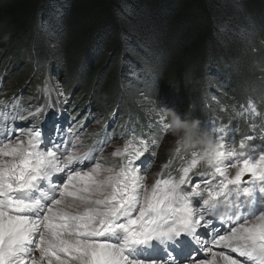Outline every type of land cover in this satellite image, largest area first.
<instances>
[{"label":"snow or ice","instance_id":"6c2138e0","mask_svg":"<svg viewBox=\"0 0 264 264\" xmlns=\"http://www.w3.org/2000/svg\"><path fill=\"white\" fill-rule=\"evenodd\" d=\"M43 93V104L0 109V264H264V123L257 134L254 101L238 112L247 132L218 115L185 129L174 138V153L190 150L178 178L148 187L158 139L132 131L110 153L118 168L106 167L79 152L78 128L59 114L48 122L59 97L47 83ZM155 126L161 137L171 127Z\"/></svg>","mask_w":264,"mask_h":264},{"label":"trees","instance_id":"16d2710c","mask_svg":"<svg viewBox=\"0 0 264 264\" xmlns=\"http://www.w3.org/2000/svg\"><path fill=\"white\" fill-rule=\"evenodd\" d=\"M0 78L5 95L47 83L51 99L66 82L104 119L122 115L124 140L159 130L167 108L180 123L155 171L181 122L226 121L250 96L264 115V0H0Z\"/></svg>","mask_w":264,"mask_h":264},{"label":"rangeland","instance_id":"374dc122","mask_svg":"<svg viewBox=\"0 0 264 264\" xmlns=\"http://www.w3.org/2000/svg\"><path fill=\"white\" fill-rule=\"evenodd\" d=\"M28 84H26V86H24L25 89H27L28 87ZM62 88V89H61ZM72 86L70 85H66V82H60V84H58V93L62 96H65L66 93L68 92V95L70 94V99L71 100H75L77 99L79 104L85 102L88 98L91 99V95L87 94L82 96L81 98H78V94L80 93L78 90H72ZM64 92V93H63ZM263 103H264V95H263ZM62 100H69L67 98H63ZM32 102V99H28L26 104H24V106H28V105H31ZM232 105V104H231ZM4 106V103L3 104H0V109H2V107ZM92 111H94V115H95V120L90 124V126H88L87 128H84V130L82 131V133L79 135L80 139L83 138L84 135H87V134H90V131L93 129V127H96L100 124L101 120L104 119V116L99 112V109L98 110H94V108L92 109ZM87 114V112H84L82 114L81 117L85 116ZM155 124V123H154ZM173 135L172 132H168V133H165L163 135V138L161 139L159 145L162 147V145L165 143L166 140H168L171 136ZM79 139V140H80ZM122 145V142L121 141H118V140H114L113 141H110L106 147L103 149V151L101 152L100 154V161L106 166V167H111L113 169H116L115 167V162L114 159L115 157H112L110 155L111 151L115 150L117 147L121 146ZM155 168V166H154ZM155 171L154 169L152 170H147L146 172V179L144 181L145 185L150 187L151 184L153 183V175H154ZM144 174V173H142Z\"/></svg>","mask_w":264,"mask_h":264},{"label":"bare ground","instance_id":"6f19581e","mask_svg":"<svg viewBox=\"0 0 264 264\" xmlns=\"http://www.w3.org/2000/svg\"><path fill=\"white\" fill-rule=\"evenodd\" d=\"M148 134V132H146Z\"/></svg>","mask_w":264,"mask_h":264}]
</instances>
